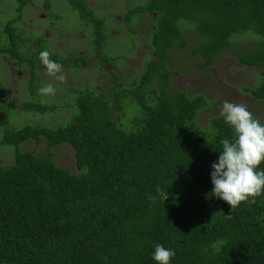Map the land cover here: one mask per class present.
<instances>
[{"label":"trees","instance_id":"obj_1","mask_svg":"<svg viewBox=\"0 0 264 264\" xmlns=\"http://www.w3.org/2000/svg\"><path fill=\"white\" fill-rule=\"evenodd\" d=\"M15 1V13L0 28V56H12L25 68L21 86L28 114L57 118L67 109L68 117L56 124L14 125L20 109L0 75V148H13L12 164L0 160V264H157L151 258L156 243L175 249L171 264H264V192L233 209L214 196L207 177L232 129L216 111V98L173 84L175 75L190 70L183 63L187 58L203 70L237 45L240 62L260 69L259 84L243 90L264 101V0L134 5L119 32L133 36L137 16L148 13L150 23L134 42L154 49L142 76L133 81L121 76L110 87L79 86L43 103L40 51L49 50L68 68H88L89 51L54 52L42 34L26 41L17 23L32 0ZM42 2L52 8V0ZM67 2L89 22L94 36L86 41L95 43L90 46L98 58L114 60L121 47L107 23L87 0ZM219 29L230 45L202 52L199 35L215 36ZM249 31L251 40L235 42ZM187 35H194L191 44ZM211 106L213 114L201 123V112ZM40 139L45 152L22 149ZM61 145L71 147V165L56 161L53 148Z\"/></svg>","mask_w":264,"mask_h":264},{"label":"rangeland","instance_id":"obj_2","mask_svg":"<svg viewBox=\"0 0 264 264\" xmlns=\"http://www.w3.org/2000/svg\"><path fill=\"white\" fill-rule=\"evenodd\" d=\"M68 0H52V8L47 10L43 7L42 0H32V3L26 6L23 19L17 23V27L24 32L25 40L31 41L34 37L42 34L48 38L49 49L57 53H66L70 50L76 53L80 48H87L89 51L88 68L63 67L62 74L65 79L57 80L55 77L49 76L46 72H40L41 79L44 83H51L56 88L55 95L62 97L63 92H71L70 90L79 86L87 85L89 87L104 85L110 87L111 83L123 76V81H133L143 70L146 62L152 55V47L148 42L140 41L145 32L141 27L150 23L148 14L140 16L137 30L131 36L122 28V21L119 13H124L134 4L143 5L149 0H88L91 1L90 6L100 15L107 19V28L114 39L120 51L115 54L119 57L117 61L110 60L106 64H99L100 59L94 52L90 43L86 41L88 38L93 39V34L89 27L83 25L78 18L79 14L69 6ZM18 2L15 0H4L0 5V28L15 13V7ZM28 7V8H27ZM217 11H220L217 10ZM55 14L64 18H56ZM186 29L193 34V25L185 24ZM250 33V34H248ZM241 34L236 37L235 42H246L253 37L252 32ZM199 35V34H197ZM83 36V37H80ZM187 39L194 38V35H187ZM200 49L202 52L209 49L220 47L226 48L229 44L224 36L220 37V29L217 35H199ZM190 46V45H189ZM237 45L222 50L217 57L215 65L203 70L197 69L192 59L187 58L183 63L189 66V71L180 72L174 76L173 84L176 88L186 89L191 93H204L210 98H216L217 109L222 108L224 101L233 103H243L247 105L249 111L254 116L264 122V101L253 97L251 94L243 90L244 86H254L260 82V69L255 66H249L240 62L234 53ZM182 54V53H181ZM25 68L18 66L16 58L9 55L0 56V75L6 81L5 86L9 97L15 95L16 101L13 102L20 109L18 116L13 119L14 125L25 123H54L68 117V110L64 109L55 117L41 115H30L26 112L24 101L27 94L22 89L21 82L25 77ZM121 79V80H122ZM62 90V92L59 91ZM53 95V96H55ZM8 102L11 104L10 98ZM215 106H211L207 110H203L199 116V121L206 124L208 118L213 114ZM58 113V110L51 112ZM23 126V125H20ZM17 126V127H20ZM50 126V125H49ZM1 137V134H0ZM22 149L34 150L37 153L47 150L46 141L40 139L38 141H28L22 144ZM56 161L64 166L71 165L73 160V151L69 145H61L53 148ZM0 160L2 164L7 165L13 160V148H0ZM13 163V162H12ZM11 163V164H12Z\"/></svg>","mask_w":264,"mask_h":264},{"label":"clouds","instance_id":"obj_3","mask_svg":"<svg viewBox=\"0 0 264 264\" xmlns=\"http://www.w3.org/2000/svg\"><path fill=\"white\" fill-rule=\"evenodd\" d=\"M87 2L90 5L91 1L87 0ZM134 5L129 7L124 13H119L122 23H125L124 15L126 12ZM90 8L107 23L105 16L98 14L91 6ZM145 14L148 13L140 14L137 17L139 18ZM78 18L84 26L89 27L90 31L94 33L88 24L89 22L84 20L80 15ZM153 51L154 49L152 48V54ZM94 52L99 55L97 49ZM52 55L49 50L45 49L40 51L38 59L49 76L63 81L65 79L62 74L63 66L58 61L52 59ZM99 59L100 65L106 64L111 60L103 62L101 57ZM118 59L119 57H114L115 61ZM146 64L135 79L140 78L145 72ZM55 93L56 88L51 83L38 88V94L42 97V103L44 102L43 98L53 96ZM220 115L223 117L224 122L232 129L233 135L231 138L225 137L221 140L222 150L218 151L219 156L212 163L210 177H207V180L208 185L213 184L212 193H214V196L226 201L233 209L238 207L242 202L254 203V198L264 192V168L260 167L264 163V122L254 116L249 111L247 105L227 100L223 102ZM214 196L210 197L214 199ZM149 198L153 201L156 199L154 196ZM175 255V249L156 243L151 258L157 264H171Z\"/></svg>","mask_w":264,"mask_h":264}]
</instances>
